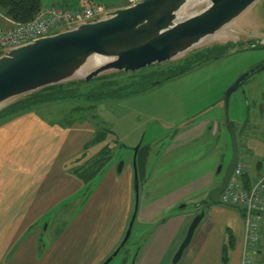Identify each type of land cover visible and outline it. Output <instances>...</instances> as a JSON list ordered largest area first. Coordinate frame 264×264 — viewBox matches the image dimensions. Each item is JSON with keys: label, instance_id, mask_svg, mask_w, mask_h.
<instances>
[{"label": "crops", "instance_id": "obj_1", "mask_svg": "<svg viewBox=\"0 0 264 264\" xmlns=\"http://www.w3.org/2000/svg\"><path fill=\"white\" fill-rule=\"evenodd\" d=\"M137 1L126 0L116 8ZM15 22L0 9L2 28L11 29ZM213 118L182 128L150 169L151 150L147 152L146 167L140 169L143 185L135 220V240L142 245L134 264H168L194 217L203 209L209 219L221 211L229 218V224L239 227L238 238L233 234V240L237 238L238 242L234 240L230 246L237 244L232 264H240L245 238L242 210L219 208L209 197L210 190L220 185L216 180L223 165L220 123ZM96 124L89 116L66 127L48 123L33 111L0 124V264H102L119 246L135 209L133 165L123 176L114 168L105 167L95 177L98 181L91 197L85 203L83 198H77L95 179L86 182L74 170L87 157L92 146L88 144L98 130ZM221 139L225 141L224 134ZM261 162L254 168L247 167L245 182L250 184L262 174ZM183 203L185 207L180 208ZM188 205L194 209L187 211ZM54 207L62 215L58 214L54 222L55 238L46 241L44 235L50 227L45 231L38 222ZM227 228L234 233L232 227ZM206 238L207 235L199 241L197 252L212 245ZM226 244L220 243L222 248L219 245L223 264L230 263V257L227 261L223 257ZM258 249L263 256L264 238ZM10 252L15 253L13 260H9ZM198 259V255L193 256L189 264H197ZM263 259L260 264H264Z\"/></svg>", "mask_w": 264, "mask_h": 264}, {"label": "rangeland", "instance_id": "obj_2", "mask_svg": "<svg viewBox=\"0 0 264 264\" xmlns=\"http://www.w3.org/2000/svg\"><path fill=\"white\" fill-rule=\"evenodd\" d=\"M84 1L103 3L114 8L119 4L127 3L126 0H42V4L44 7L55 5L74 9ZM204 5L193 7L194 9L189 10L188 13L195 12ZM227 31L225 36L210 45L175 60L153 64L137 72H115L102 75L90 82L67 84L61 94L66 98L45 103L46 106L40 108H33L35 109L33 112L39 114L48 123L61 125L66 117L68 119L70 116H76L80 120L85 116L84 114L93 117L92 120L98 124L99 130L106 131V140L89 147L87 157L78 167L87 166V162L94 160L98 152L106 150L111 159L105 167L114 168L119 176L127 172L130 164L133 165L134 148L139 144H141L139 150L143 149L137 155V166L141 175L140 169L146 167L145 150H148V154L151 150L150 169L159 153L162 155L182 128L194 121L214 117L213 119L220 123L222 132H219L218 138H220L221 163L224 169L221 174L218 173L216 180L221 184L233 155L231 132L224 124L227 121L232 123L236 132L240 161H243L248 169L254 168L259 161H264V68L251 75L231 94L228 108L225 102L227 89L240 75L257 65L264 66V46L258 44L253 46L255 43L252 40L258 36L264 37V0L235 20ZM226 42H231L228 47L224 45ZM190 66L193 67L180 72L184 67ZM43 90L46 92L51 88ZM5 106L0 107V110H4ZM76 106L82 108L72 113L73 107ZM222 134L225 136V141L221 139ZM83 157L84 155H81V158ZM73 164L69 163V165ZM120 167H122L121 171H119ZM97 181L98 177L86 189L78 191L77 198H83L85 203L91 197ZM142 185L141 178V188ZM183 205L185 206L186 203L181 204L180 208ZM218 206L237 209L223 203ZM192 209L194 208L191 205L186 207L187 211ZM72 210L69 215L73 213ZM58 214L62 215L60 209L54 207L38 222L44 226L45 231L48 226L50 227L49 230L47 229L49 232L44 235L46 241L56 236L57 225L54 222H57ZM221 214L224 213L220 211L212 219L205 215L181 260L174 263L173 258L168 264H189L191 258L197 255L199 257L197 264H223L219 249L222 242H227L223 257H230L229 264H232L234 247L237 248V244L231 248L230 240L233 234L238 238L239 227L229 224V218ZM227 226L232 227L234 233L228 231ZM137 230L138 227L134 223L125 249L110 264H123V262L134 264V258L142 245L136 243ZM205 235H207L206 240L209 239L212 245L210 248L203 246V249L197 252L198 243ZM237 238L234 239L235 242H238ZM220 246L222 248V245ZM14 255L15 253H11L9 260H13ZM263 256L258 253L255 263L260 264L259 261L264 258ZM125 257L128 258L126 261Z\"/></svg>", "mask_w": 264, "mask_h": 264}, {"label": "water", "instance_id": "obj_3", "mask_svg": "<svg viewBox=\"0 0 264 264\" xmlns=\"http://www.w3.org/2000/svg\"><path fill=\"white\" fill-rule=\"evenodd\" d=\"M260 1L139 0L130 6L113 10L107 17L60 30L19 47L1 50L0 107L45 88L80 81L90 82L115 72H137L153 64L189 55L190 52L222 38L219 37L220 34L226 32L235 20ZM200 4L205 5L188 13ZM252 40L255 43L253 46H264V37L258 36ZM230 43L226 42L224 45L228 47ZM263 68V65L251 68L227 89V108L231 94ZM228 128L231 132L233 155L223 182L209 192L214 204L221 203V195L239 160L236 132L230 125ZM140 147L141 144L134 148V213L123 240L102 264H110L125 249L132 234L140 203L137 167ZM121 170L122 167L119 171ZM222 170L223 165L218 172L221 173ZM204 216L205 211L202 210L194 217L174 256V263L181 260Z\"/></svg>", "mask_w": 264, "mask_h": 264}, {"label": "built area", "instance_id": "obj_4", "mask_svg": "<svg viewBox=\"0 0 264 264\" xmlns=\"http://www.w3.org/2000/svg\"><path fill=\"white\" fill-rule=\"evenodd\" d=\"M112 11L96 2L77 9L45 7L31 21L15 23L8 30L0 27V50L19 47L60 30L107 17ZM245 173L246 165L239 161L221 200L224 204L243 209L245 238L240 264H256L258 244L264 235V171L249 186L244 179Z\"/></svg>", "mask_w": 264, "mask_h": 264}, {"label": "trees", "instance_id": "obj_5", "mask_svg": "<svg viewBox=\"0 0 264 264\" xmlns=\"http://www.w3.org/2000/svg\"><path fill=\"white\" fill-rule=\"evenodd\" d=\"M111 6V5H108ZM43 4L42 0H0V9L4 11L11 19L18 23L22 22H28L31 21L32 19L35 18V16L40 12V10L43 9ZM112 7V6H111ZM186 68V67H184ZM183 68V69H184ZM190 68V67H189ZM181 69L180 72H184V70ZM179 72V73H180ZM75 83V82H73ZM67 86H53L49 87L51 90L49 91H44L41 90L39 92L33 93L31 95H27L23 98L18 99L17 101L9 104L4 108V110L0 111V124L8 119L14 118L16 116L22 115L24 113L33 111L35 109L33 108H40L42 106H46L45 103H50V102H56L59 100H62L66 98L64 95H61L62 89H65ZM46 89V88H45ZM90 105L87 106L89 109ZM82 108V107H73L72 113H76L77 109ZM81 111V110H80ZM85 115V116H84ZM82 119L89 118L88 114H84ZM97 116V115H95ZM93 118V117H91ZM79 120L76 116L72 117L70 116L68 119L67 117L65 118V121L62 122V125L64 126H70L72 123L75 121ZM230 125L232 128V123L227 121L226 126ZM106 140V131L101 132L98 128L96 135L92 142L88 144V146L93 145L95 143H102ZM87 146V147H88ZM87 149V148H86ZM141 149V147H140ZM148 149V147H147ZM141 150H139L140 152ZM143 151V149H142ZM141 151V152H142ZM148 150H145V155L147 154ZM139 154V153H138ZM111 156L108 155V151L103 150L102 152H98V155L95 157L94 160L88 161L86 164L87 166H84L82 168H76L74 171L77 172V174L82 177L81 179H84L86 182L92 181L107 165ZM262 165V164H260ZM138 167V166H137ZM84 168V169H83ZM139 169V168H138ZM139 171V170H138ZM140 174V172H139ZM140 181H141V176ZM247 186L249 184L246 182ZM242 210V209H241ZM243 213V210H242ZM230 244H234L233 238L230 240ZM224 260L227 261V257H224Z\"/></svg>", "mask_w": 264, "mask_h": 264}, {"label": "bare ground", "instance_id": "obj_6", "mask_svg": "<svg viewBox=\"0 0 264 264\" xmlns=\"http://www.w3.org/2000/svg\"><path fill=\"white\" fill-rule=\"evenodd\" d=\"M227 33H228V31H226V32H224V33H222V34H220L219 37H223V36H225Z\"/></svg>", "mask_w": 264, "mask_h": 264}]
</instances>
